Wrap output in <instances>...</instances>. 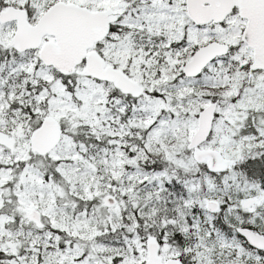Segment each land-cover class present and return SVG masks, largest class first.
<instances>
[{
    "label": "snow or ice",
    "instance_id": "6c2138e0",
    "mask_svg": "<svg viewBox=\"0 0 264 264\" xmlns=\"http://www.w3.org/2000/svg\"><path fill=\"white\" fill-rule=\"evenodd\" d=\"M0 264H264V0H0Z\"/></svg>",
    "mask_w": 264,
    "mask_h": 264
}]
</instances>
